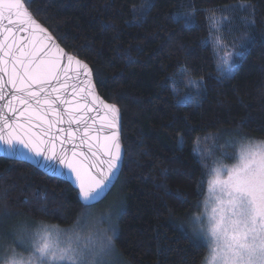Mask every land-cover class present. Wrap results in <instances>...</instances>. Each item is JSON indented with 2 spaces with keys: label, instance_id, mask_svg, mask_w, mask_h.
Instances as JSON below:
<instances>
[{
  "label": "trees",
  "instance_id": "obj_1",
  "mask_svg": "<svg viewBox=\"0 0 264 264\" xmlns=\"http://www.w3.org/2000/svg\"><path fill=\"white\" fill-rule=\"evenodd\" d=\"M28 8L90 66L98 93L120 110L119 254L126 264H202L205 244L177 222L206 193L210 165L194 158L199 145L213 137L264 141V0H32ZM217 19L221 44L250 37L234 78H224L204 43ZM186 95L190 103H180ZM77 193L27 163L0 158V231L5 217L70 226L84 208Z\"/></svg>",
  "mask_w": 264,
  "mask_h": 264
},
{
  "label": "snow or ice",
  "instance_id": "obj_2",
  "mask_svg": "<svg viewBox=\"0 0 264 264\" xmlns=\"http://www.w3.org/2000/svg\"><path fill=\"white\" fill-rule=\"evenodd\" d=\"M31 2L0 0V72L7 76V81L0 76V101L5 99L7 86L12 93L8 103L0 107V145H7L4 149L7 154L24 160L32 159V155L23 151L26 149L28 154L45 162H58L75 177L78 203L91 209L106 199L114 187L113 180L118 178L123 157L118 132L119 112L114 105L104 103L92 91L88 66L72 56L65 57L63 49L35 21L28 8ZM150 8L151 5L145 12ZM18 32L27 35L18 38L15 35ZM219 32L222 29L213 23L204 43L205 46L211 44L220 63L229 65L224 78H234L237 68L229 59L218 56L216 51H224L221 44L223 36L216 35ZM243 55V51L230 53L233 58ZM65 60L67 63L63 65ZM62 76L65 77L63 81ZM73 78L74 82L69 85L68 80ZM189 86L199 87L191 82ZM69 88L71 98L67 91L61 92V89ZM89 96L92 107H89ZM13 100L23 107L17 108ZM190 101L191 96L186 95L180 103ZM4 107L8 110L7 114L3 111ZM93 111L97 114L103 111L100 129L94 127L95 119L87 116ZM88 120H92L93 124L89 125ZM64 123L68 124V128L59 127ZM72 124L77 127L73 129ZM105 129H111V132L101 138L100 133ZM243 139L247 143L241 144L238 155L230 157L224 154L225 159H235L231 167L222 165L210 169L215 179L210 183L209 192L215 196L217 203L208 216L207 229L199 218L192 222L197 235L203 237L209 247L207 264H264V142L247 137ZM69 144L71 149L66 147ZM85 146L87 153L82 151ZM180 146L182 149V140ZM194 158L207 168L208 156L194 152ZM50 174L60 177L64 173L61 168L50 167ZM208 174V171L204 173L205 176ZM99 223L110 224V217H102ZM83 228L81 226L69 235L40 225L34 231L22 226L17 239L28 253L27 258L14 249H5L0 245V264H107L114 251L115 229H109L113 236L99 228L82 236L79 232ZM4 238L0 234V239Z\"/></svg>",
  "mask_w": 264,
  "mask_h": 264
},
{
  "label": "rangeland",
  "instance_id": "obj_3",
  "mask_svg": "<svg viewBox=\"0 0 264 264\" xmlns=\"http://www.w3.org/2000/svg\"><path fill=\"white\" fill-rule=\"evenodd\" d=\"M217 23L216 26L221 27V23L219 22V19L216 20ZM244 41H239L238 43L235 42V44H231L229 46L224 47V51L218 52L221 56L229 59L234 64L235 60L238 57H231L230 53L232 51H243V49L246 47L247 42L246 39L250 38L249 34H244ZM244 46L241 48V46ZM224 65L223 72L225 73L227 68L229 67L228 64H222ZM192 85H196L197 82L193 80H189ZM188 82L189 88H196V87H190ZM252 141H259V140H252ZM204 142H207L208 145L197 144L196 147L199 145L201 147V154L204 156H208V164L210 165L209 168V175L207 178V185H206V193L203 198V200L199 203V207L197 210L192 213L190 216H188L186 219L179 220L177 222V226L180 230H182L185 234L201 241L206 246V241L203 237H200L197 235V230L193 228V220L199 218L203 221L205 230L207 229L208 224V216L211 214V210L213 207H216V198L214 195L210 194L209 192V186L213 179H215V174L210 171V169L214 167H220V166H228L231 167L236 161L235 159H225L224 154L227 153L230 157H235L238 155L240 151V147L242 143H247V141H240L238 139L234 138H223L220 140V142L215 140H205ZM264 142V141H260ZM231 145V146H229ZM196 150V149H195ZM209 152H211V155H209ZM123 190L122 187H115L111 193L102 201V203H98L95 207H92L91 209H86L85 207L82 208L76 218L75 223L71 224L70 226H58L54 224H44V223H33L25 222V223H14V219H6L2 225L0 234H3L5 236L4 239H0V245H3L5 249H14L17 253H19L22 257L25 259L28 256V253L19 245L18 239H17V233L18 230L21 229L22 226H28L30 231H34L37 225L44 226L51 229L59 230L61 233H67L71 235L73 233V230H78L81 228V226H84L83 231L79 232L82 236H87L92 232H95L98 228L102 230L107 231V235L113 236V233L109 230L110 228L115 229V236L113 237V246L114 251L112 253L111 258L107 261V264H126L123 257L119 254V252L116 249L115 246V237L117 236L118 231V219L122 213V200H123ZM216 195H219L217 193ZM205 204H207V208H205ZM109 218L111 220V223H99L101 218ZM53 238H55V233L53 234ZM210 239V237H209ZM207 248V255L203 261L202 264H207V258L209 257V247Z\"/></svg>",
  "mask_w": 264,
  "mask_h": 264
},
{
  "label": "water",
  "instance_id": "obj_4",
  "mask_svg": "<svg viewBox=\"0 0 264 264\" xmlns=\"http://www.w3.org/2000/svg\"><path fill=\"white\" fill-rule=\"evenodd\" d=\"M31 13V12H30ZM32 14V13H31ZM33 16V14H32ZM34 17V16H33ZM35 21L41 25V27H43L44 29H46L47 33L49 35H51V37L53 38V40L55 41V43L63 49L64 51V54H65V57L66 56H72L74 57L75 60H79L81 63L83 64H86L88 66V68L91 70L90 66L82 61L81 59H79L78 57L68 53L61 45L60 43L56 40V38L52 35V33L46 28L44 27L35 17H34ZM15 35L18 37V38H23L24 36L27 35V33L25 32H18V33H15ZM0 39H2V37H0ZM66 60L63 61V65H66ZM72 69L74 70L75 69V64H73L72 66ZM0 76L3 77V80L4 81H7V76L4 75L2 72H0ZM65 79V77H61V81H63ZM81 80L83 79V77L80 78ZM91 81H92V91L95 93V95H97L104 103L106 104H109V105H114L117 109H118V112H119V126H118V132H119V142H120V145H121V148H122V152H123V157H122V160L120 162V171L118 172L117 176L118 178H115L113 180V183H114V187L120 177V174H121V171H122V167H123V161H124V148H123V145H122V118H121V113H120V110L119 108L113 104V103H109L107 102L97 91V88L95 86V83H94V77H93V73H92V70H91ZM74 82V78L73 80H68V84L71 85L72 83ZM78 83V81H76ZM7 89L4 93L5 95V99L3 101H0V107H3L4 105H6L8 103V101L11 99V89H10V86H7ZM67 91L68 94H69V98H71V89H61V92H65ZM83 95V93H81ZM55 95V94H53ZM88 101H89V107H92V104H91V96L88 97ZM13 104L17 107V108H21L23 107L22 105H20L17 101L13 100L12 101ZM74 103V102H73ZM61 107H66L65 105H61ZM3 111L4 113L7 114L8 110L6 107L3 108ZM87 116H91L95 119V125L94 127L96 129H100L101 128V123H102V116H103V111L99 112V114H97V112L93 111V112H88L87 113ZM9 119H11V116L9 115ZM88 123L89 125H92L93 124V121L92 120H88ZM59 127H63V128H68V124L67 123H64V124H61L59 125ZM77 127L76 124H72V128L75 129ZM34 131H39V129H34ZM111 132V129H105L104 131H102L100 133V136L101 138L106 135V134H109ZM77 143H79V140L77 139L76 141ZM103 142V140L101 139V143ZM57 146L59 148V142L57 141ZM67 148L71 149V145H66ZM7 148V145H0V158H4V159H7V160H10V161H16V162H22V163H27L29 165H31L32 167L36 168L37 170L43 172L44 174L52 177V178H55V179H58V180H61L63 182H66L68 183L71 187H73L77 192H78V187L76 185V182H75V177L72 173H70L67 169H63L62 166H60L58 164V162H55V161H48V162H45L43 161L42 158H38V157H35L33 154H28L27 153V150H23L25 152L26 155H32V159L31 160H24L22 158H20L19 156L17 155H10V154H7L5 152L4 149ZM82 151H84L85 153H87V147L85 146ZM106 159V158H105ZM50 167H57V168H61V170L63 171V175L60 176V177H54L50 174ZM111 188V191L113 190V188ZM111 191L107 194V196L111 193Z\"/></svg>",
  "mask_w": 264,
  "mask_h": 264
}]
</instances>
